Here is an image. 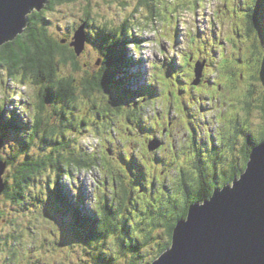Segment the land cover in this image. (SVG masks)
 <instances>
[{
  "label": "clouds",
  "instance_id": "obj_1",
  "mask_svg": "<svg viewBox=\"0 0 264 264\" xmlns=\"http://www.w3.org/2000/svg\"><path fill=\"white\" fill-rule=\"evenodd\" d=\"M259 4L26 0L19 23L0 41L15 44L19 33L29 57L0 56V116L13 121L15 115L23 125L0 143V264H158L174 248L166 224L189 220L182 218L184 204L202 207L217 190L235 187L250 166L244 139L252 148L264 145ZM116 48L140 69L143 88L135 76L120 82ZM197 61L207 63L202 76ZM49 66L52 75L43 79L38 73ZM244 73L251 74L247 81L240 79ZM197 77L200 88L193 89ZM229 78L247 97L245 112H229L226 101L218 105L216 85ZM164 87L180 90L188 119L175 107L169 114L176 101L162 102ZM45 91L54 97L47 103ZM201 105L211 109L201 112ZM194 130L204 141L210 134L229 139L227 163L237 175L213 168L206 154L204 166H196ZM161 157L168 166L153 163ZM153 181L170 191L142 197L140 187ZM58 185L77 207L85 190L89 224L70 223L52 197ZM148 205L153 214L167 208L164 217L150 219Z\"/></svg>",
  "mask_w": 264,
  "mask_h": 264
},
{
  "label": "water",
  "instance_id": "obj_2",
  "mask_svg": "<svg viewBox=\"0 0 264 264\" xmlns=\"http://www.w3.org/2000/svg\"><path fill=\"white\" fill-rule=\"evenodd\" d=\"M25 2L0 0V41L19 23ZM250 160L233 189L217 190L210 202L190 209L188 222L173 233L174 248L158 264H264V145Z\"/></svg>",
  "mask_w": 264,
  "mask_h": 264
},
{
  "label": "trees",
  "instance_id": "obj_3",
  "mask_svg": "<svg viewBox=\"0 0 264 264\" xmlns=\"http://www.w3.org/2000/svg\"><path fill=\"white\" fill-rule=\"evenodd\" d=\"M33 35H34V33H33ZM0 49H3V51H0V56H7V58L10 61L11 60L19 61L22 53L24 54L25 60L29 59V57H28V49L26 48L24 42L20 39V36L16 39L15 44H13V42H10V43L0 47ZM112 60H113V63L116 65L117 71H119V73L121 71H124V73H127L126 71H128L129 72L128 73L129 77L131 76L130 70L132 68L128 66V62L125 60V54H124V52L121 49L116 48V49L113 50ZM52 67L53 66H49L48 67V71L46 73L41 71V72L38 73V75L40 77H42L43 79L50 78L51 75H52V70H51ZM68 87L71 88V85H69ZM60 95L61 94H58V97ZM44 96H45V103H47L51 99H54L52 93H50V92L47 93V91H45ZM240 101H242V100H240ZM236 103L237 102H235V105H236ZM180 106H182L181 102H180ZM120 107L123 108L124 106H120ZM174 107H175V105H174ZM181 111L185 112L184 106L182 107ZM234 111H237L236 107H235ZM243 111L245 112V109H243ZM240 112H242V108H241ZM185 118L187 119V116ZM19 123L20 122H18L15 119V117H13V121H4L2 116H0V129H1V125L2 124L3 125L9 124L8 129H6L8 132H10V131H16L17 132L18 129H21V127H20L21 124L18 125ZM234 123L236 125H239V119H237ZM189 128H192V124L191 123L189 124ZM193 134H194L195 144H196V148H197V151H196V162H195L196 166H198V167H203L204 166L203 155L207 154L209 151H211L214 154V156H213L214 160L212 162L213 168H216L218 166L219 160H218L217 157L219 155H223V156L225 155V159L227 161L228 156L230 155V152H231L230 142H229L228 138L222 136V139L220 140V143H218L216 145H212L213 144V140H209V139L207 141L200 140L198 137H196L195 130L193 131ZM200 144H202V146L204 148L200 149ZM244 145H245V155H246L247 160L249 161L253 149L255 147H257V146H255L253 144L252 145L253 148H252L251 145L248 144L247 138L244 139ZM149 151H151L150 148H149ZM198 153H201L202 160L200 159V155ZM226 169L233 176L237 175L234 172L233 166L231 164H228V166H226ZM181 174L182 175L184 174V170H181ZM154 183H155V185L151 187L152 188L151 190L153 191V193H157L159 188H160V191L167 192V191H165V189L167 187L166 185H160L159 188H158L157 187V182H154ZM211 187H215V185L213 184V185H211ZM201 189H202L203 192L206 193V195L208 197H211L214 194V192L211 191L210 188H205L203 185H201ZM148 195H151V194L148 193ZM52 197L55 200V202L60 205L61 211L66 212L68 214L69 219H70V223H73L74 219L76 220V223H73V224H89L90 223L88 218L86 220H85V218H83V214H82V212L84 213V210L86 208V205L84 204V200L86 199V195H85V190L83 188L81 189L80 206L79 207H77L75 205H72L68 200L65 199L64 191L59 185L57 187L56 192L52 194ZM131 203H132V201H131ZM169 203H171V202H169ZM190 203L191 202L186 203L183 206L182 218H184V219H186L187 216L189 215V212H190V209H191L190 208ZM164 212L166 213V211H164ZM165 213H163L160 216L161 219L164 217ZM177 225H178V219H176L174 222L166 224V226H165V232H166L167 236L171 240L173 238V233H174L175 228L177 227Z\"/></svg>",
  "mask_w": 264,
  "mask_h": 264
},
{
  "label": "rangeland",
  "instance_id": "obj_4",
  "mask_svg": "<svg viewBox=\"0 0 264 264\" xmlns=\"http://www.w3.org/2000/svg\"><path fill=\"white\" fill-rule=\"evenodd\" d=\"M256 19H257L258 23L264 22V0H260V4L258 5V8H257ZM256 35H257V39H259V33L258 32H257ZM249 47H251V45H249ZM260 47L264 48V42H261ZM234 63L240 64V63H242V61L240 60V58H237ZM196 64H197V67L199 65V69L200 70H204V67L207 66L206 62H201V61H197ZM195 65H194V70H195ZM202 65L204 66L203 69H202ZM126 72L127 73H124V71L120 72V74H121V81L120 82L121 83H123L124 79L129 77V74H128L129 72L128 71H126ZM139 72H140V69L138 67L135 68V69L132 68L130 70L131 76H135L136 77L137 87L143 88L144 85H143L142 79H140V77H139ZM202 73H203V71H202ZM250 76H251L250 73H244L240 77V79L242 81H247L250 78ZM257 79L259 80L260 83L264 84V61L261 62L260 71H259V73L257 75ZM199 81L200 80H199L198 77L196 79H193V81H192V88L193 89L200 88ZM177 83L179 85V81ZM212 86H213L212 84H209V87H212ZM219 86H221V88H219ZM216 90H217V92L221 93V97L218 98V101H217L218 105L220 103H224L226 101L228 106H229V112H232L235 109V107L237 109V111H236L237 113H239L241 111V108H242V112H244L243 111V109H244L243 101L247 97L245 96V94L238 87L234 86L231 83V78H229V82L227 84H223L222 83V84L216 85ZM180 95H181V92H180L179 89L177 91H170L167 87H164L163 91H162L161 99H162L163 103H167L168 100L174 99L176 101V103L174 104L175 108L178 111H181L183 105L180 106ZM155 99H157V97H151L150 98V100H152V101H155ZM191 99L193 101H195L196 96L193 95L191 97ZM240 100H242V101H240ZM235 102H237L236 105H235ZM174 105L170 106V113H169L170 115H171V108L174 107ZM184 108H185V117L187 116V119H188L189 118V116H188L189 110L186 107H184ZM121 109L123 110V108H121ZM210 109H211V105H201L200 111L204 112L205 110H210ZM14 117H15V119L18 122H20L19 117L15 116V115H14ZM170 122H171V120H170ZM20 124H21V122L18 125H20ZM8 127H9V124H5V125L2 124L1 125V129H0V143H1V141L3 142L5 137L8 136L10 133L16 132V131L8 132L6 130V129H8ZM20 127L22 128L23 125L21 124ZM193 136H194V134H193ZM208 139L209 140H213V144L212 145H216V144L220 143V140L222 139V137H216V136H213V135L210 134ZM157 147L158 148H162L163 147V143L159 144ZM149 148H150V146H149ZM202 148H204V147L202 146V144H200V149H202ZM206 155L209 157L211 162H213L214 154L211 151H209ZM217 158L219 160L218 166H220L221 168H226V166H228V163H227V161L225 159V155L224 156L223 155H219ZM153 163H161V164H164L165 166H168V162L163 157H161L159 160L154 158ZM203 163H205L204 159H203ZM176 164H177L178 167H180V171L184 170L183 166L180 165L178 160L176 161ZM154 182H156V181H153L150 184L146 182L143 187H140V194H142V196H143V195L149 193V194H151V195H149V198L152 199L155 196V194H156V193H153V191L151 190L152 189L151 187L155 185ZM159 191H160V188H159V190L157 192H159ZM165 191L168 192V191H170V189L167 187V189ZM85 194H86V192H85ZM86 196H87V194H86ZM132 204H134L136 206L138 203L136 201H132ZM136 207L139 208V204ZM86 209H87V207H86ZM164 211H167V208L161 207V208H159V209H157L155 211V214H153L152 205H148V207H147V213H148V216H149L150 219H161L160 216L163 213H165ZM82 214H83V218H85V220H86L87 217L84 215L83 212H82ZM73 223H76L75 219L73 220Z\"/></svg>",
  "mask_w": 264,
  "mask_h": 264
},
{
  "label": "bare ground",
  "instance_id": "obj_5",
  "mask_svg": "<svg viewBox=\"0 0 264 264\" xmlns=\"http://www.w3.org/2000/svg\"><path fill=\"white\" fill-rule=\"evenodd\" d=\"M19 130H20V129H19ZM19 130H18V131H19ZM18 131H17V132H18ZM198 154L200 155V159L202 160V155H201V153H198Z\"/></svg>",
  "mask_w": 264,
  "mask_h": 264
}]
</instances>
